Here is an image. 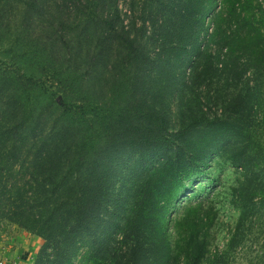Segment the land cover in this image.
I'll return each instance as SVG.
<instances>
[{
  "label": "trees",
  "instance_id": "16d2710c",
  "mask_svg": "<svg viewBox=\"0 0 264 264\" xmlns=\"http://www.w3.org/2000/svg\"><path fill=\"white\" fill-rule=\"evenodd\" d=\"M117 1L0 0V222L34 264H202L185 194L238 172L233 249L264 181V0H143L136 35Z\"/></svg>",
  "mask_w": 264,
  "mask_h": 264
},
{
  "label": "rangeland",
  "instance_id": "374dc122",
  "mask_svg": "<svg viewBox=\"0 0 264 264\" xmlns=\"http://www.w3.org/2000/svg\"><path fill=\"white\" fill-rule=\"evenodd\" d=\"M141 4H143V0H118L116 3L124 20V25L132 32V35H136L141 29L139 19L142 11ZM146 31L151 30L147 28ZM248 77L252 78L250 75ZM258 129L262 130L264 134V126ZM239 180L238 172L232 169L225 160L215 159L206 170V175L193 184L190 189L191 192L186 193L179 204L181 206L179 208L182 210L188 206H196L200 202L207 201L204 206L212 210L211 244L207 258L202 264H264L263 179L260 180L263 184L258 187L259 190L255 197L256 209L246 221H243L239 228L237 246L233 249L229 248V240L237 227L239 218L238 210L230 203L231 189L237 186ZM192 188L194 189L192 190ZM174 216L176 217V213L173 211L172 217ZM8 236L20 244L18 245L19 250L15 247L10 251L9 259H2V261L5 264H34L40 249L37 250L36 248L38 237L16 226L0 222V239L2 237L5 239ZM40 242L43 243L42 240Z\"/></svg>",
  "mask_w": 264,
  "mask_h": 264
},
{
  "label": "crops",
  "instance_id": "0c3cea01",
  "mask_svg": "<svg viewBox=\"0 0 264 264\" xmlns=\"http://www.w3.org/2000/svg\"><path fill=\"white\" fill-rule=\"evenodd\" d=\"M37 239H38L37 240L38 246L36 248L38 250L43 243L40 242L41 240L39 238H37ZM18 245H20V244H18L17 241L10 239L9 236L6 237L5 239H4V237H2L0 239V260L9 259L10 255H11V253H10L11 250L15 249V247L17 250H19Z\"/></svg>",
  "mask_w": 264,
  "mask_h": 264
},
{
  "label": "built area",
  "instance_id": "2783aa9c",
  "mask_svg": "<svg viewBox=\"0 0 264 264\" xmlns=\"http://www.w3.org/2000/svg\"><path fill=\"white\" fill-rule=\"evenodd\" d=\"M0 264H5L2 260H0Z\"/></svg>",
  "mask_w": 264,
  "mask_h": 264
}]
</instances>
